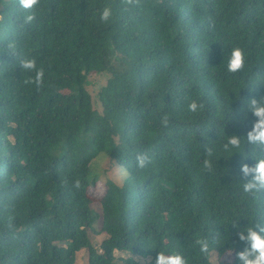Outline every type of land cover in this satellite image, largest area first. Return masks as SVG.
Segmentation results:
<instances>
[{"label": "trees", "instance_id": "obj_1", "mask_svg": "<svg viewBox=\"0 0 264 264\" xmlns=\"http://www.w3.org/2000/svg\"><path fill=\"white\" fill-rule=\"evenodd\" d=\"M236 46L245 67L229 73ZM25 58L43 69L39 86L25 83ZM90 74L107 77L97 95ZM261 98L264 0H0V264H76L84 249L88 264H116V252L155 264L168 251L238 264L240 230L264 226V192H242L241 165L264 149L223 145L246 138ZM91 232L107 237L97 245Z\"/></svg>", "mask_w": 264, "mask_h": 264}, {"label": "clouds", "instance_id": "obj_2", "mask_svg": "<svg viewBox=\"0 0 264 264\" xmlns=\"http://www.w3.org/2000/svg\"><path fill=\"white\" fill-rule=\"evenodd\" d=\"M38 3V0H20V6L24 9H31ZM112 16L110 7H104L100 12V20L107 22ZM33 19L32 15L26 17L27 21ZM246 63V53L238 46L232 47L227 54L226 71L229 73L240 72ZM20 65L24 72L34 73V77H30L25 83H32L39 86L44 79V71L37 67L35 58H25L20 61ZM249 110L257 119L254 121L252 128L248 131L246 138L233 134L227 135L223 145L224 151L227 153L240 152L242 142L249 143L253 146H258L264 149V98L259 100L252 99L249 101ZM197 102L192 101L187 105L188 111L196 113L201 108ZM211 155V150H209ZM256 163L250 166L247 163L241 165V172L245 177H251L247 180H240V187L245 194H259L264 192V155L254 156ZM137 166L145 167L149 162V157L146 154H140L136 158ZM209 165L205 161V166ZM79 181L76 182V187H79ZM232 224H236L233 221ZM239 240L245 242L246 246L243 250L236 253L238 264H264V226L255 224H247L239 232ZM196 245L199 247V252L202 256L210 255V245L206 238L198 239ZM220 259V258H219ZM155 264H188V260L181 252L168 251L163 254L159 252L156 257Z\"/></svg>", "mask_w": 264, "mask_h": 264}, {"label": "rangeland", "instance_id": "obj_3", "mask_svg": "<svg viewBox=\"0 0 264 264\" xmlns=\"http://www.w3.org/2000/svg\"><path fill=\"white\" fill-rule=\"evenodd\" d=\"M106 79H107V77H105L103 75L90 74L89 75V81L92 84H89V90L92 91L94 95H97V93L100 89V86L104 85L106 83ZM95 166L102 173L108 166V159L107 158L100 159L99 161H97ZM104 192H105V185H104L103 181L97 182L96 187L90 188V190H89V194L91 195V197L93 199H99L100 197L103 196ZM90 236H91L92 242L97 244V245H100L107 237L105 233L101 234V235H97L96 233H93V232H91ZM121 256H128V255L116 252L115 253L116 264H121V262L118 260V258H120ZM221 259L230 261L233 259V254L227 253ZM219 260L220 259L217 255V253L213 252L211 255V261L214 264H218ZM76 264H88V251L86 249L77 253Z\"/></svg>", "mask_w": 264, "mask_h": 264}]
</instances>
